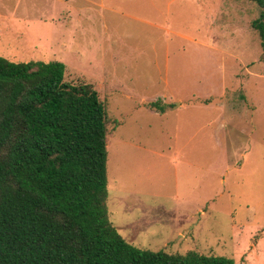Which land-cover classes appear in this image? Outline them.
I'll return each mask as SVG.
<instances>
[{"label": "rangeland", "instance_id": "1", "mask_svg": "<svg viewBox=\"0 0 264 264\" xmlns=\"http://www.w3.org/2000/svg\"><path fill=\"white\" fill-rule=\"evenodd\" d=\"M261 11L252 0H0V55L61 61L105 102L109 217L135 246L264 264Z\"/></svg>", "mask_w": 264, "mask_h": 264}, {"label": "trees", "instance_id": "2", "mask_svg": "<svg viewBox=\"0 0 264 264\" xmlns=\"http://www.w3.org/2000/svg\"><path fill=\"white\" fill-rule=\"evenodd\" d=\"M253 22L264 48V0ZM61 61L0 55V264H236L142 249L108 210V110ZM148 106L164 112L152 101Z\"/></svg>", "mask_w": 264, "mask_h": 264}, {"label": "crops", "instance_id": "3", "mask_svg": "<svg viewBox=\"0 0 264 264\" xmlns=\"http://www.w3.org/2000/svg\"><path fill=\"white\" fill-rule=\"evenodd\" d=\"M67 1H72V0H67ZM89 1V0H88ZM66 7V6H65ZM77 9V10H76ZM81 11V8L80 7H78V6H75V5H73V6H67L66 7V12L68 13V15L69 16H71L72 18H73V16H74V11ZM206 28H208V29H211V26L210 25H207L206 26ZM212 43V42H211ZM210 46V45H209ZM210 47H212V46H210ZM212 48H214V47H212ZM101 65H104V63L102 62L101 63ZM180 102V105L177 107V108H179V107H181L183 104H184V102L183 101H179ZM176 108V109H177ZM210 108V107H209ZM151 109V108H150ZM174 110V109H173ZM158 113H162V112H158Z\"/></svg>", "mask_w": 264, "mask_h": 264}, {"label": "water", "instance_id": "4", "mask_svg": "<svg viewBox=\"0 0 264 264\" xmlns=\"http://www.w3.org/2000/svg\"><path fill=\"white\" fill-rule=\"evenodd\" d=\"M178 105H180V102H176L175 107L178 106Z\"/></svg>", "mask_w": 264, "mask_h": 264}]
</instances>
